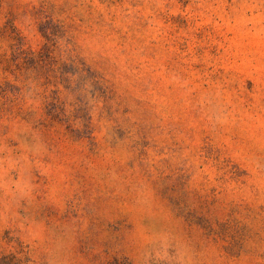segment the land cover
Listing matches in <instances>:
<instances>
[{
  "label": "rangeland",
  "instance_id": "374dc122",
  "mask_svg": "<svg viewBox=\"0 0 264 264\" xmlns=\"http://www.w3.org/2000/svg\"><path fill=\"white\" fill-rule=\"evenodd\" d=\"M264 264V0H0V259Z\"/></svg>",
  "mask_w": 264,
  "mask_h": 264
},
{
  "label": "trees",
  "instance_id": "16d2710c",
  "mask_svg": "<svg viewBox=\"0 0 264 264\" xmlns=\"http://www.w3.org/2000/svg\"><path fill=\"white\" fill-rule=\"evenodd\" d=\"M0 264H8V257H3L0 259Z\"/></svg>",
  "mask_w": 264,
  "mask_h": 264
}]
</instances>
